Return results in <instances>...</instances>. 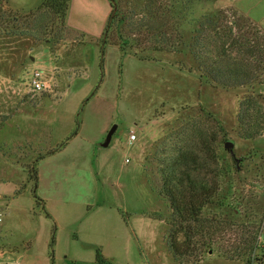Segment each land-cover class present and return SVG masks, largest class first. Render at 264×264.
Returning a JSON list of instances; mask_svg holds the SVG:
<instances>
[{"label": "rangeland", "instance_id": "rangeland-1", "mask_svg": "<svg viewBox=\"0 0 264 264\" xmlns=\"http://www.w3.org/2000/svg\"><path fill=\"white\" fill-rule=\"evenodd\" d=\"M15 1L25 11L0 0V49L10 64L17 56L18 77L8 79L20 92L0 97V264H100L96 248L107 264H179L167 247L171 210L159 191L163 169L180 149L198 155L202 165L194 176L217 184L201 215L213 224L210 249L195 238L198 264H245L253 235L251 256L263 259L264 74L232 88L200 82L189 52L199 22L210 33L213 20L223 17L216 13L233 8L186 4L180 9L182 46L154 51L147 41L165 21V0H118L122 19L106 43L111 5L102 35L92 38L61 26L47 10L30 12L39 0ZM153 9L149 35L139 25ZM125 38L140 46L126 53L116 45ZM47 40L53 47H41ZM34 69L57 80L40 100L25 94ZM240 104L252 116L262 114L252 138L238 122ZM46 127L50 132L39 137ZM110 130V143L101 146ZM50 145L57 149L47 153ZM193 258L185 256L184 264Z\"/></svg>", "mask_w": 264, "mask_h": 264}, {"label": "trees", "instance_id": "trees-1", "mask_svg": "<svg viewBox=\"0 0 264 264\" xmlns=\"http://www.w3.org/2000/svg\"><path fill=\"white\" fill-rule=\"evenodd\" d=\"M108 1L112 10L105 27L106 35L103 37V43L107 42V38L110 41L113 27L122 19L117 7L118 0H113L114 11L112 0ZM200 1L206 3L213 0H165L162 5L165 21L161 27L157 25V20L155 21L157 34L154 35L153 30L150 29L153 28L154 21L153 19L149 20V17L156 14V11L154 9L146 10L147 12L143 13L144 17L141 19L142 23L139 27H144L149 35H153L147 41L151 49L154 51H170V49L177 51L182 42L180 9L186 4ZM69 4L70 0H39L37 6L30 12L47 10L56 17L61 26H64ZM145 8L143 7L142 10L145 11ZM225 10L230 12L216 13L218 16H223L220 22H218V17L215 20L211 17L207 19L209 22L212 19L217 23L212 25V28L215 29L210 33L207 32L205 24L202 25L199 22L202 26L199 25V27L194 28L195 41L192 48L189 46V52L194 59L200 82L205 80L215 86L229 88L252 84L258 72L264 74V33L246 15L234 9ZM167 30L172 33H168ZM116 45L126 53H128V48L135 49L140 46L136 42L133 44L129 38L122 39V42H118ZM261 115L252 116L248 112V107L245 109L243 104H240L238 122L246 128L243 134L244 137L252 138L258 133ZM56 149H51L47 153H51ZM201 165L198 155L180 149L178 154L165 165L166 169H163L166 172L159 195L167 199L171 210V218L168 223L170 229L166 242L168 250L179 264L187 262L183 259L185 256L194 257L192 264L200 262V254H198L195 247L197 236L202 238L197 243L202 247L205 245L210 249L212 242L211 233L209 232L213 225L212 221L203 219L201 215L205 205L211 201L217 189V184H210L205 179L193 175ZM180 236H182V239H180ZM206 238H210V241H206ZM256 241V235H253L251 240H247L250 256H248L245 264H251L254 260L264 263V258L259 259L258 255L251 256V251L257 247ZM209 253H211V250H209ZM95 258L100 264L108 263L99 248H96Z\"/></svg>", "mask_w": 264, "mask_h": 264}, {"label": "crops", "instance_id": "crops-1", "mask_svg": "<svg viewBox=\"0 0 264 264\" xmlns=\"http://www.w3.org/2000/svg\"><path fill=\"white\" fill-rule=\"evenodd\" d=\"M7 1L13 9L18 10V11H23V10L25 11L24 8L27 7V6L22 7V5L18 6L15 0H7ZM92 4L96 6L95 12H93L91 9L90 5ZM105 4L106 3L104 0H70L69 9H68V13L66 16V25L72 29L74 28L84 33L86 37L89 36L92 38H99L103 33V29L107 21L106 19L110 12V4H109L108 9ZM211 5H212L211 7L212 10L223 9V8H233L234 10H237L243 15H246L247 17H249L254 23L257 24L260 30L264 33V0H213ZM3 38L4 37L0 38V41L5 40ZM4 46L8 47V44ZM43 46H49L51 48L53 47V44L51 41L47 40L41 43V47ZM0 47H1V43H0ZM3 55H7L4 60H2ZM31 60L34 61V58H32ZM16 62H17V56H16V60L11 62L10 64V61L8 60V52L7 51L3 52V50L0 49V65L4 66L5 68L3 69H5L6 71L5 72L3 70H0V97L6 96L7 93L9 94L11 93L19 94L20 93L17 88L12 86V83L15 80L14 79L11 80L10 78L8 79V76L10 77V74L12 75L18 74L13 69V65ZM43 75L46 79L52 81L53 85L55 84V81H57L56 78L54 79L53 73L51 75L43 71ZM51 91L52 90H49V92ZM49 92H46V93H49ZM25 94H30L33 97H38L39 100L42 98L41 96L43 95L42 93H39V92L38 93L30 92L29 89H26ZM36 111H37L36 114L39 115V119L44 120V118H41V116H44V114H39V110H36ZM106 130H107V127L106 125H104L100 129V133L104 134L106 133ZM41 131L42 132L38 131L39 137H41L44 134V132L46 133V135L48 134L47 132H50V130L47 127ZM96 141L97 140L92 141L90 143H93ZM101 146L103 145L101 144ZM48 147L50 150L54 149V147L51 145ZM65 151H66V148H64L63 151H60L58 153H54L51 155L54 156L56 154H64ZM124 161L125 162L128 161V158L125 157ZM2 254H3V251L0 248V257L2 256Z\"/></svg>", "mask_w": 264, "mask_h": 264}, {"label": "built area", "instance_id": "built-area-1", "mask_svg": "<svg viewBox=\"0 0 264 264\" xmlns=\"http://www.w3.org/2000/svg\"><path fill=\"white\" fill-rule=\"evenodd\" d=\"M25 83L29 91L33 93L48 91L51 90L52 87V82L46 79L43 75V71L39 69H34ZM135 137L136 134L133 131H131L129 134V141H133ZM1 221H2V215L0 213V222ZM261 250L264 252V246L262 247Z\"/></svg>", "mask_w": 264, "mask_h": 264}, {"label": "water", "instance_id": "water-1", "mask_svg": "<svg viewBox=\"0 0 264 264\" xmlns=\"http://www.w3.org/2000/svg\"><path fill=\"white\" fill-rule=\"evenodd\" d=\"M112 3L114 5V1L113 0H112ZM114 10H115V5H114L113 11ZM105 35H106V33H104L103 37H105ZM112 132H113V130H110V131L107 132L105 142L101 143L103 146L108 145V143H109V141H110V139H111V137L113 135ZM224 145H225L226 148H232L233 147V143L230 142V141H226ZM231 153H232V149H231Z\"/></svg>", "mask_w": 264, "mask_h": 264}]
</instances>
